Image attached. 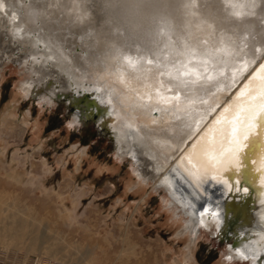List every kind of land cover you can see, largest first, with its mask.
<instances>
[{
	"label": "bare ground",
	"instance_id": "bare-ground-1",
	"mask_svg": "<svg viewBox=\"0 0 264 264\" xmlns=\"http://www.w3.org/2000/svg\"><path fill=\"white\" fill-rule=\"evenodd\" d=\"M16 50L32 54L25 63L39 62L31 66L36 79L22 84L28 93L84 100L90 92L86 105L114 152L169 193L183 233L199 234L205 220L220 229L228 205L199 183L190 153L201 141L211 146L224 123L231 139L246 106L237 103L227 120L225 109L245 98L251 81L264 84V0H0V61H22ZM242 180L257 210L232 248L264 264L259 173L249 164Z\"/></svg>",
	"mask_w": 264,
	"mask_h": 264
},
{
	"label": "rangeland",
	"instance_id": "rangeland-1",
	"mask_svg": "<svg viewBox=\"0 0 264 264\" xmlns=\"http://www.w3.org/2000/svg\"><path fill=\"white\" fill-rule=\"evenodd\" d=\"M33 60L0 61V264H256L210 221L183 233L169 193L116 155L97 118L71 112L74 100L23 90Z\"/></svg>",
	"mask_w": 264,
	"mask_h": 264
},
{
	"label": "snow or ice",
	"instance_id": "snow-or-ice-1",
	"mask_svg": "<svg viewBox=\"0 0 264 264\" xmlns=\"http://www.w3.org/2000/svg\"><path fill=\"white\" fill-rule=\"evenodd\" d=\"M261 79L264 80V65H261ZM255 84L254 80L251 81L252 89L246 93L245 98L240 101L233 100L224 111L227 120L236 112L237 103H243L246 106V110L235 121L234 135L231 139L230 125L224 123L218 129L217 138L211 146L201 141L190 155L198 165L199 183L209 182V174L214 173L211 175V181L216 185H223L227 193L235 191L247 194L249 192L248 187H241V182L243 174L251 164L253 170L259 173V204L261 205L259 219L264 225V84L259 89L255 87ZM257 91L259 98L248 103ZM149 99L155 98L149 96ZM225 148L228 150L223 151ZM209 152L214 154V158L204 159L203 156ZM229 172L233 173L234 179L226 175ZM259 235L264 238V233Z\"/></svg>",
	"mask_w": 264,
	"mask_h": 264
},
{
	"label": "water",
	"instance_id": "water-1",
	"mask_svg": "<svg viewBox=\"0 0 264 264\" xmlns=\"http://www.w3.org/2000/svg\"><path fill=\"white\" fill-rule=\"evenodd\" d=\"M258 98L259 96L256 99ZM73 100L77 104V109L72 107L70 108L71 112L75 114V113H79L80 111H84V110L87 111V114L85 115L86 116L85 119L87 118V121L97 118L96 112L92 111L93 107L89 106L88 103L86 105V100H83L82 98H76V97H74V99L72 98V101ZM89 112L93 114L90 116ZM85 119L83 121H86ZM98 131H99L98 132L99 135H109V137L112 138L110 132H108L107 130L105 129L102 130L98 128ZM253 181L254 180H252V182ZM244 182L245 181L242 180L241 187H245ZM207 183H210L211 185H213V188L216 189V190H213L215 192V198H217L215 199L216 202L215 201L214 202L218 204L225 202L228 205V208L226 207L225 209L226 211L223 215L224 216L223 222L221 223V226H220L221 230L219 229L220 231L218 230L215 236H217L218 234V236H220L219 240L221 242H226L227 245L229 243L236 245V243H238L237 240L239 238L238 233L243 232L244 229L247 228L246 224H250V222H252L250 215L252 213H255L257 210V209L254 210L255 206H254V203L252 202L253 200L252 192H250L249 190L247 194H244L243 192L237 193L235 191L231 193H227L223 185L214 184V182L211 181V178H209V182ZM254 183L255 182H253L252 184ZM261 254L263 255V253Z\"/></svg>",
	"mask_w": 264,
	"mask_h": 264
}]
</instances>
